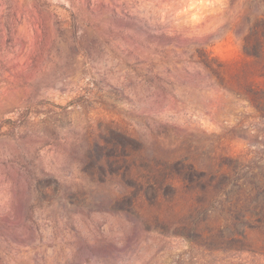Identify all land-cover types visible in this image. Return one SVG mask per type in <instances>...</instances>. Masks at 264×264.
<instances>
[{"label": "rangeland", "instance_id": "1", "mask_svg": "<svg viewBox=\"0 0 264 264\" xmlns=\"http://www.w3.org/2000/svg\"><path fill=\"white\" fill-rule=\"evenodd\" d=\"M16 3L0 264H264V0Z\"/></svg>", "mask_w": 264, "mask_h": 264}, {"label": "trees", "instance_id": "2", "mask_svg": "<svg viewBox=\"0 0 264 264\" xmlns=\"http://www.w3.org/2000/svg\"><path fill=\"white\" fill-rule=\"evenodd\" d=\"M19 10L17 9V3L16 0H0V52L2 50V46L4 43L5 38H7V42H12L15 35L16 30V23L18 18ZM258 31L254 27L249 34V39L252 37L258 36ZM259 42V40H256ZM248 42V40H247ZM248 44L247 47H245V53L248 56H253L254 54H251L248 50ZM206 67H210V63H205ZM251 96L249 98L250 102L254 105V107L257 109V112L260 114V119H264V89H255L250 91ZM210 183L206 184V187L203 191L204 194H210L217 191L216 186H212L213 181H209ZM244 209V208H242ZM243 214V213H242Z\"/></svg>", "mask_w": 264, "mask_h": 264}]
</instances>
